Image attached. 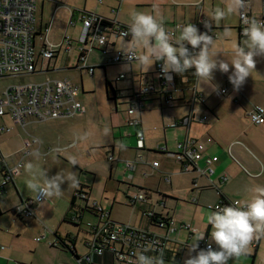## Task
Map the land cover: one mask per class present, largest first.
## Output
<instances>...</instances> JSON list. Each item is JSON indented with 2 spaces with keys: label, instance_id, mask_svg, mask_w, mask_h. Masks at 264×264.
<instances>
[{
  "label": "crops",
  "instance_id": "crops-1",
  "mask_svg": "<svg viewBox=\"0 0 264 264\" xmlns=\"http://www.w3.org/2000/svg\"><path fill=\"white\" fill-rule=\"evenodd\" d=\"M225 3L226 0H101L100 2L97 0H37L35 47L40 48L49 43L56 50V55L52 66L46 72L33 73L32 75L41 77L40 80L46 77L61 79L68 75L67 71L76 68L77 70L85 69L92 75L94 67L102 65L105 67L109 64L107 61L106 63L100 62V60L93 61L90 56L94 49L101 50L104 54H111L117 45V40L122 38L110 37L104 49L97 48L91 41L90 35L87 36L86 41L82 42L81 12L95 14L128 28L132 22L133 12L152 14L158 20L162 19L168 29L175 23L186 24L204 18L211 25V36L215 38L217 37L215 28L217 25H224L228 17L216 24L212 13L216 7H224ZM263 3L264 1H262ZM248 8L253 16H261V4L258 7V15L253 10L255 9L253 0H248ZM238 24L235 26L237 43L243 44L245 38L238 35ZM180 30H175L173 36L178 37ZM123 40L130 42L131 38ZM67 44H69L68 50H66ZM137 49H140L141 53L144 51L140 47ZM212 51L233 58V50ZM137 54L139 53L137 52ZM141 67L140 65L137 75L131 74L126 86L117 84L118 81L126 79V74L120 73L125 77L114 79L117 80L116 89L129 92V89L139 82L150 81L154 75L155 64L153 72L149 74L142 72ZM103 70L105 71V68ZM194 71V69H189L180 75L173 73L175 81L173 106H168L163 96H149L148 100H158L162 108H172L167 112L163 109L160 110L161 113H158L156 121L151 122L152 126L143 123L140 114L142 102L139 109L131 114L127 113L128 95L126 93L124 96L117 93L115 99H113L114 94H110L109 99L113 101L114 110L124 113L111 114L109 124L104 125L101 132L98 130L92 134H88L83 129L84 135H81L82 125L86 124L88 118L87 113H83L84 109L79 101L83 110L72 117L35 121L24 128L14 124L7 115L0 117V127L8 129L0 131L8 138V140L0 139V160L6 166L11 167L21 159L18 171L12 175L11 181L4 186L3 191H0L7 193L8 186H12L18 195V202L11 204L8 209L12 210L21 202L33 199L35 196L33 192L23 196L20 189L22 183L26 184L30 178L29 176L22 177L25 166L29 162L33 163L37 169L46 170L52 163L55 166L58 160L70 161L71 157H76L79 161L78 165L85 167L84 165L87 164L82 158L83 153L90 156L89 150L94 146H99L110 164L109 172L115 168L127 170L129 172L127 178L131 179V184H125L128 189L123 192L106 193L104 191L100 195L91 194L89 185L87 203L95 202L108 213L116 201L129 204L133 206V210H137V214L136 219L133 218L125 224L154 229L158 232L160 230L152 226L148 219L141 215L142 209L150 208L159 213H167L177 222L188 224L190 228L195 229L193 232L191 229L179 228L171 235L175 242L183 246H180L175 259L166 262H180L181 251L196 242L195 237L198 233H205L207 241L214 245V250H217V246L211 240V225L207 224V216L215 211L213 206L223 200L237 201L243 205L252 198L251 189L253 187L264 186V123L253 124L247 117V113L254 106L264 108V56L257 57L256 69L252 71L251 76L238 91L234 90L228 79L231 74V65L230 72L227 74L220 71L214 72L212 85L215 87L201 85L194 75ZM216 76L221 78L219 82H216ZM70 81L73 83L72 80ZM193 85L196 92L192 90ZM78 87L80 90H78L77 97L82 91V86ZM223 87L227 89L226 93L217 95L215 91ZM122 106L124 107L122 108ZM202 116H206V119L203 120ZM129 118L137 119L139 124L137 126L128 124ZM186 118H189L190 122L183 124L182 122ZM105 128L110 129V134L107 136L103 134ZM137 131L143 133L142 146H139V143L135 144V141L138 142ZM31 136L39 139L38 145L30 146L38 149L40 152L38 158L33 155L35 152L22 155ZM186 136L202 141H205L208 136L211 137L212 141L205 145L204 155L217 156V160L212 164V174L202 175L194 170L189 163L176 158L174 155L177 151L176 143ZM169 137L173 138L174 149L169 147ZM6 142H11L13 145ZM143 150L147 151L150 157L143 154L141 152ZM155 156L163 157L162 162L155 159ZM154 161H157V166L152 165ZM141 163L145 164L139 168L137 165ZM197 166L203 167V161L199 160ZM134 172H143V175L137 178ZM115 181L118 186L119 182L125 183L122 179ZM79 184L87 185L80 182ZM67 186L71 188L68 192L70 203L77 187H72L69 184ZM130 188L136 190L133 191ZM141 192L150 195L149 203L134 200L135 196ZM159 200H163L164 204H158ZM49 201L46 198L42 202ZM38 210L39 206H35V215L28 219L38 221ZM71 225L78 227L72 222ZM52 231V235L48 239L55 238L54 241L57 242V237H59L67 245L76 246L77 232L74 235V240L71 241L73 234L68 231L64 233H59L58 230ZM49 233L44 230L42 235L47 236ZM106 262L112 264L108 253L95 257L93 264H106ZM228 264H264V238L254 240L246 254L229 260Z\"/></svg>",
  "mask_w": 264,
  "mask_h": 264
},
{
  "label": "built area",
  "instance_id": "built-area-1",
  "mask_svg": "<svg viewBox=\"0 0 264 264\" xmlns=\"http://www.w3.org/2000/svg\"><path fill=\"white\" fill-rule=\"evenodd\" d=\"M100 2L101 0H97ZM264 1V0H262ZM37 0H0V78L4 77H20L33 73L46 72L53 63L56 50L49 44H45L40 48H36L34 44L35 37V11ZM247 18H255L264 20V3L262 4L261 16H253L247 7ZM238 35L243 36V30L247 26L245 18L239 14ZM82 36L81 41L84 42L87 36H91V41L99 49H104L110 40V37L122 38L129 40L130 35H124L129 32V28L110 22L111 26L102 25L101 18L89 12H81ZM207 22L204 18L190 22L195 25L200 32L212 34L211 28L206 29L204 24ZM186 24L175 23L170 29L165 25V29L174 35V31L181 29ZM245 38V37H244ZM69 44L66 45L68 50ZM190 51L195 54L198 49L193 50L187 45ZM124 48L114 50L107 60L109 64H130L134 60L125 57ZM124 74H119L117 80L124 78ZM175 81L173 73H170V79L165 78L162 72V61L155 63L154 75L150 81L139 82L129 92L120 89L119 95L124 96L125 93L128 101L127 113L131 114L140 108V102H137L139 95H159L163 96L168 106H173L174 97L173 90ZM79 87L71 83L70 80L45 78L40 81L17 82L4 87L0 93V117L9 116L12 122L22 128L31 122L45 121L51 118H69L83 109L77 100ZM195 91L194 85L192 86ZM225 87L217 89V95L225 94ZM195 94V93H194ZM247 117L253 124L264 123V108L254 106L248 113ZM205 120L206 116H202ZM189 118L183 120V124H188ZM128 124L137 126L139 121L135 118H129ZM175 126V124H173ZM5 127H0V131H7ZM139 146L143 143L142 131L136 133ZM211 137H206L205 141L195 137L186 136L176 143L177 151L174 153L176 158L182 162H187L196 171L202 175H210L213 173L212 164L217 160V156H205L204 149L206 143L211 142ZM39 139L31 136L26 147L22 151V155L32 152H40L36 148L30 146L38 145ZM21 160V159H20ZM20 160L11 167L6 166L0 160L1 181L0 186H5L11 181L12 175L16 173L21 166ZM202 160L203 167H198L197 162ZM157 166V161L152 163ZM147 193H138L134 200L141 203L151 201L150 195ZM43 198H37V194L33 199L21 202L13 208V213L21 218L28 219L35 215V206L42 202ZM237 201H229L228 206H235ZM158 204L163 205V200H159ZM88 206L94 210L95 223L88 222L85 231L86 239L84 240L85 253L78 259L83 264H93L94 258L108 253L112 264H136V256L143 253L144 255L153 257H163L164 263L168 260L176 258L180 246L175 242L171 235L179 228H190L188 224L177 222L171 215L167 213H159L153 209H142L141 215L153 221L150 223L160 231L154 229L134 226L125 223L115 222L109 219V213L95 202L88 203ZM224 207L222 203L213 206L215 211ZM200 234V233H198ZM40 241V237H36ZM71 241L74 240L72 236ZM51 245L59 246V241L49 242ZM211 242L204 239L198 241V250L206 249ZM212 247L214 245L211 243ZM0 249L3 246L0 245ZM77 259V260H78Z\"/></svg>",
  "mask_w": 264,
  "mask_h": 264
},
{
  "label": "rangeland",
  "instance_id": "rangeland-1",
  "mask_svg": "<svg viewBox=\"0 0 264 264\" xmlns=\"http://www.w3.org/2000/svg\"><path fill=\"white\" fill-rule=\"evenodd\" d=\"M259 4L262 6V0H253V7H255L254 12L258 15ZM238 24L237 14L230 16L224 22V25H217L215 32L217 37L214 39V45L212 50H233L234 46L237 44V30L235 26ZM228 28L231 30L230 36H224V30ZM127 43V42H126ZM123 39L117 40V45L113 50L118 48L127 47ZM139 54H141L140 49H136ZM93 61H99L106 63L110 57V53L104 54L101 50L94 49L91 56ZM218 59L228 60L229 62L233 59L232 57L219 54ZM257 60V57L255 58ZM105 71L102 67H94L93 74L90 75L85 69L77 70L71 69L63 78H69L75 84V86H82V91L79 93L77 100L82 104L84 109L83 113H87L88 121L85 125H82L81 135H84V130L88 134L101 132L103 126L109 124V119L111 114L124 113L123 111L116 112L114 110L113 101L110 98V93L105 89L104 80L114 81V79L120 73L126 74V79L118 81V85H127L128 80L132 75H137L140 70V64L133 62L131 64H107L105 65ZM131 68V72H130ZM142 72L150 73L154 70V65L147 71L145 67H141ZM47 78V77H46ZM42 79L39 76H34L32 74L20 76V77H4L0 78V93L5 86L17 82H29V81H38ZM60 79V78H57ZM220 77L216 76V82L220 81ZM80 90V89H79ZM108 94V96H107ZM124 106H122L123 108ZM172 110V108L161 107L158 103V100H146L142 102L140 108V114L143 118V123L149 124L152 126L151 122L156 121L158 118V113H161ZM168 109V110H166ZM125 111V109H124ZM84 129V130H83ZM134 136V135H133ZM135 137V136H134ZM170 138L169 147L174 149L172 145V137ZM0 139L8 140L6 135L0 133ZM10 145H13L11 142ZM137 145L138 142L135 141ZM6 145V144H5ZM162 147V146H159ZM6 148V147H5ZM8 149V148H6ZM143 154L150 157L147 151H141ZM90 156L83 153L82 158L85 160L87 165L76 166L73 168L70 161L58 160L56 165L53 163L46 169L49 176L55 175L58 172L67 175L69 172H74L78 177L80 183L87 184L91 186V194L100 195L104 191L106 193L116 192L128 189L125 184H131V179L127 178L129 173L127 170L122 168H115L112 172H109L110 164L106 160L101 147L94 146L89 150ZM132 158V156H131ZM155 159L162 162L163 157L155 156ZM119 163V162H118ZM150 163V162H149ZM145 163L138 164L140 168ZM122 164H120V167ZM137 178L142 177V173L134 172ZM28 177L29 174L23 171L22 177ZM136 178V179H137ZM122 179L125 183L119 182V186L115 180ZM162 179V178H161ZM135 180V179H134ZM138 181V179H137ZM133 182V181H132ZM165 186V185H164ZM63 193L60 196H54L48 198L49 202H41L36 206H39L38 210V221H33L31 219H24L17 217L9 208V206L15 202H18V195L15 192V189L12 186H8L7 193L0 192V245L3 246V249L0 250V264H83L81 259L77 260L68 250L61 248L60 246H51L49 242L54 241V239H48L52 235V230H58L59 233H64L68 231L73 234L77 232L76 246L75 249L79 257L85 253L84 239L85 231L87 230V223H95V216L87 211H83L80 218L78 214L80 208H83V201L76 199L75 208L73 210L68 209L69 205V191L71 188L64 184ZM22 195L32 194L30 190L27 189L26 184L20 186ZM135 191V188H130ZM133 206L117 202L114 204L112 209L109 212V218L115 222L127 223L131 219H136L137 210H133ZM62 218H65L66 221H63ZM76 226H72L71 223ZM57 228V229H56ZM50 232L47 236L42 235L43 232ZM36 237H40L41 240L37 241ZM75 237V236H74ZM189 255V248L181 251V260L176 263L166 262L165 264H184L186 258ZM191 255H196V253H191ZM259 258V257H258ZM260 259V258H259ZM261 262V259H260ZM106 264H109L106 262Z\"/></svg>",
  "mask_w": 264,
  "mask_h": 264
},
{
  "label": "clouds",
  "instance_id": "clouds-1",
  "mask_svg": "<svg viewBox=\"0 0 264 264\" xmlns=\"http://www.w3.org/2000/svg\"><path fill=\"white\" fill-rule=\"evenodd\" d=\"M248 0H226L224 7H216L212 18L219 24L227 17L239 14L245 18L247 26L243 30L245 40L243 44L237 43L233 49V59H218V54L212 51L214 39L207 32L188 23L180 30V35L174 37L165 27L163 20L144 12H133L129 32L130 42L122 50L125 57L134 60L145 67L147 71L157 62L162 61V72L165 78L170 79V73L183 74L194 69V75L201 85H212L214 72L231 74L228 76L234 90L238 91L256 69V57L264 56V20L248 19L246 9ZM210 29L208 22L204 24ZM231 30L225 28L224 36H230ZM191 49L198 52L195 54ZM137 47L144 51L137 54ZM105 136L110 129L103 130ZM122 146V145H121ZM38 158V153H33ZM73 168L78 166L76 157L70 158ZM29 174L26 187L37 194V198H52L63 193V185L69 184L78 187L79 180L74 172L67 175L58 172L49 176L47 170L37 167L29 162L25 166ZM253 195L243 205L237 202L235 206H224L207 216V224L211 225V240L217 246L214 250L211 243L206 249H198V241L204 239L205 233L197 234L196 242L189 246V255L184 264H228L229 260L246 254L254 240L264 238V186L257 185L251 189ZM195 252L196 255H191ZM136 264H164L163 257H153L143 253L136 256Z\"/></svg>",
  "mask_w": 264,
  "mask_h": 264
},
{
  "label": "trees",
  "instance_id": "trees-1",
  "mask_svg": "<svg viewBox=\"0 0 264 264\" xmlns=\"http://www.w3.org/2000/svg\"><path fill=\"white\" fill-rule=\"evenodd\" d=\"M100 18L102 20L101 21V24L102 25L111 26V24L109 23V19L102 18V17H100ZM100 67H102L104 69V65H102ZM116 81L117 80L111 81V80H108L107 78H105V80H104L105 89L108 92V94L109 93L110 94H114L113 95V99H115L116 98V94L120 92V90H117L116 87H115ZM148 99H149V96L139 95L136 100H137V102H140L141 103V102L146 101ZM0 173H1V171H0ZM3 189H4V187L3 186H0V191L1 192L3 191ZM88 195H89V186L79 184L78 187L75 190L74 195L70 199L69 210H73V208L75 207V204L74 203L76 202V199H79V200L83 201V208H80L81 210H80V212H79V214L77 216L78 218L81 217L83 211L90 212V213H92L95 216L94 210L91 209V207L88 206V203H87V201H88ZM221 203L224 206H228L229 201L223 200ZM11 211L13 212V209ZM63 221H66L65 218L63 219ZM152 221H153V219L149 220L148 222L151 223ZM57 239L59 241V246L61 248H64V249L68 250L76 259L79 258L78 254H77V251H76V249L74 247V245L69 246V245H67L63 241V239H61L59 237H57Z\"/></svg>",
  "mask_w": 264,
  "mask_h": 264
},
{
  "label": "water",
  "instance_id": "water-1",
  "mask_svg": "<svg viewBox=\"0 0 264 264\" xmlns=\"http://www.w3.org/2000/svg\"><path fill=\"white\" fill-rule=\"evenodd\" d=\"M107 96H108V94H107Z\"/></svg>",
  "mask_w": 264,
  "mask_h": 264
}]
</instances>
